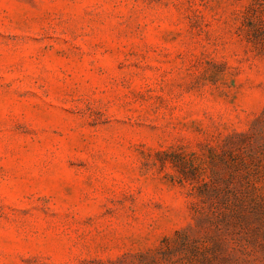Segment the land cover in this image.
<instances>
[{
	"label": "rangeland",
	"instance_id": "obj_1",
	"mask_svg": "<svg viewBox=\"0 0 264 264\" xmlns=\"http://www.w3.org/2000/svg\"><path fill=\"white\" fill-rule=\"evenodd\" d=\"M0 264H264V0H0Z\"/></svg>",
	"mask_w": 264,
	"mask_h": 264
},
{
	"label": "trees",
	"instance_id": "obj_2",
	"mask_svg": "<svg viewBox=\"0 0 264 264\" xmlns=\"http://www.w3.org/2000/svg\"><path fill=\"white\" fill-rule=\"evenodd\" d=\"M236 202H237L238 204H244V203H245V201H242V199H240V200H236ZM241 209H242V207H241Z\"/></svg>",
	"mask_w": 264,
	"mask_h": 264
}]
</instances>
